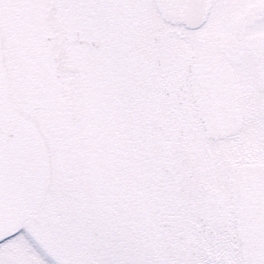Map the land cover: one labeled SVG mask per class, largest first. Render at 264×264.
I'll list each match as a JSON object with an SVG mask.
<instances>
[{
  "label": "snow or ice",
  "instance_id": "obj_1",
  "mask_svg": "<svg viewBox=\"0 0 264 264\" xmlns=\"http://www.w3.org/2000/svg\"><path fill=\"white\" fill-rule=\"evenodd\" d=\"M0 264H264V0H0Z\"/></svg>",
  "mask_w": 264,
  "mask_h": 264
}]
</instances>
